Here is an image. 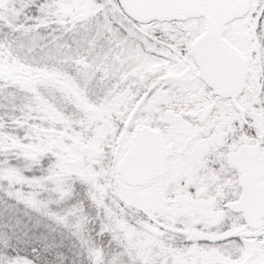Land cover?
Here are the masks:
<instances>
[{"label": "snow or ice", "instance_id": "1", "mask_svg": "<svg viewBox=\"0 0 264 264\" xmlns=\"http://www.w3.org/2000/svg\"><path fill=\"white\" fill-rule=\"evenodd\" d=\"M0 264H264V0H0Z\"/></svg>", "mask_w": 264, "mask_h": 264}]
</instances>
